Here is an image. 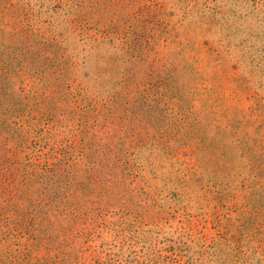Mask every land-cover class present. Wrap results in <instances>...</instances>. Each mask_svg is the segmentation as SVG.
<instances>
[{
    "label": "rangeland",
    "instance_id": "1",
    "mask_svg": "<svg viewBox=\"0 0 264 264\" xmlns=\"http://www.w3.org/2000/svg\"><path fill=\"white\" fill-rule=\"evenodd\" d=\"M0 264H264V0H0Z\"/></svg>",
    "mask_w": 264,
    "mask_h": 264
}]
</instances>
